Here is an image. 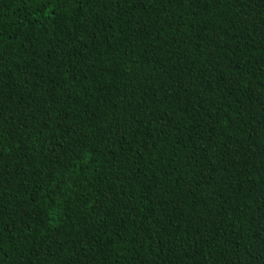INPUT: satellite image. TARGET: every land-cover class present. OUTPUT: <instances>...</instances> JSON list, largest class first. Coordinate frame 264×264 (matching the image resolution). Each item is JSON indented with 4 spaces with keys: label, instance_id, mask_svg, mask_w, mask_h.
I'll return each instance as SVG.
<instances>
[{
    "label": "trees",
    "instance_id": "trees-1",
    "mask_svg": "<svg viewBox=\"0 0 264 264\" xmlns=\"http://www.w3.org/2000/svg\"><path fill=\"white\" fill-rule=\"evenodd\" d=\"M0 264H264V0H0Z\"/></svg>",
    "mask_w": 264,
    "mask_h": 264
}]
</instances>
